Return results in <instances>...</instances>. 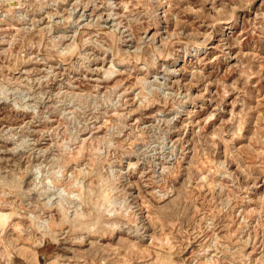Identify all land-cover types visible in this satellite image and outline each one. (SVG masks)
<instances>
[{
  "label": "rangeland",
  "instance_id": "374dc122",
  "mask_svg": "<svg viewBox=\"0 0 264 264\" xmlns=\"http://www.w3.org/2000/svg\"><path fill=\"white\" fill-rule=\"evenodd\" d=\"M163 1L0 0V264H264V0Z\"/></svg>",
  "mask_w": 264,
  "mask_h": 264
},
{
  "label": "bare ground",
  "instance_id": "6f19581e",
  "mask_svg": "<svg viewBox=\"0 0 264 264\" xmlns=\"http://www.w3.org/2000/svg\"><path fill=\"white\" fill-rule=\"evenodd\" d=\"M162 1H163V0H162ZM163 2H165V1H163ZM236 9H237V8H236ZM232 11H233V10H232ZM172 13H173V12H172ZM198 13H199V12H198ZM109 14H110V13H109ZM231 14H232V12L230 13V15H231ZM98 17H99V15H98ZM231 19H232V18H231ZM110 22H111V21H110ZM172 23H173V22H172ZM219 23H220V22H219ZM224 24H225V23H224ZM108 25H109V24H108ZM108 25H107V26H108ZM96 26H99V25H96ZM102 26H104V25H102ZM100 27H101V26H100ZM100 27H99V28H100ZM105 27H106V26H105ZM105 27H104V28H105ZM95 28H96V27H95ZM102 28H103V27H102ZM112 28H113V26H112ZM107 29H108V28H107ZM107 29H106V30H107ZM146 30H147V29H146ZM114 33H115V32H114ZM144 34H145V33H144ZM172 35H173V33H172ZM175 36H176V35H175ZM145 37H146V36H145ZM176 37H177V36H176ZM178 37H180V36H178ZM178 37H177V38H178ZM181 37H184V36H181ZM172 38H173V37H172ZM209 38H210V37H209ZM216 38H217V37H216ZM150 39H151V38H150ZM170 39H171V37H170ZM132 42H133V41H132ZM197 46H198V45H197ZM132 48H133V47H132ZM139 48H140V47H139ZM196 48H197V47H196ZM198 48H199V47H198ZM194 50H195V49H194ZM126 51H127V49H126ZM131 53H132V50H131ZM184 53H185V52H184ZM188 53H189V52H188ZM192 53H193V52H192ZM195 55H196V54H195ZM195 55H194V56H195ZM182 56H183V55H182ZM187 57H188V56H187ZM181 59H182V60H185V58H181ZM114 65H115V64H114ZM124 67H125V66H124ZM170 67H171V66H170ZM197 68H198V67H197ZM197 68H196V69H197ZM199 69H200V68H199ZM176 71H177V70H176ZM172 91H173V94H174V90H172ZM187 91H188V90H187ZM180 92H182V90H181ZM183 92H184V91H183ZM185 92H186V91H185ZM176 93H178V92H176ZM187 94H188V93H187ZM183 95H184V94H183ZM185 96H187V95H185ZM180 108H181V107H180ZM183 111H184V110H183ZM86 170H87V169H86ZM71 182H72V181H71ZM71 184H72V183H70V185H71ZM55 206H56V205H55ZM1 213H2V212H1ZM3 213H4V212H3ZM0 215H1V214H0ZM3 217H4V214H3ZM3 217H2V218H3ZM1 221H3V220H1ZM177 260H179V259H177Z\"/></svg>",
  "mask_w": 264,
  "mask_h": 264
}]
</instances>
